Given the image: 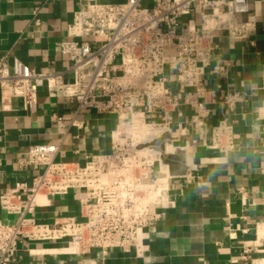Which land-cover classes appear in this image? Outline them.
Here are the masks:
<instances>
[{"label":"built area","instance_id":"2783aa9c","mask_svg":"<svg viewBox=\"0 0 264 264\" xmlns=\"http://www.w3.org/2000/svg\"><path fill=\"white\" fill-rule=\"evenodd\" d=\"M83 1L68 24L73 38L58 43L70 77L37 72L19 59L11 64L0 59V103L6 109L11 98L19 97L23 108L32 110L45 84L74 100L78 109L115 116L118 126L109 135V150L86 156L83 164L57 158L54 143L23 152L24 162L41 171L0 195V208L15 216L12 223L0 220V264L14 261L23 242L59 243L71 253L136 248L140 231L158 219L154 207L167 191L158 174H168V159L185 152L173 143L174 127L205 126L206 94L214 93L205 87L203 74L216 47L215 34L243 40L254 30L253 22L240 18L248 0ZM218 70L224 72L223 66ZM241 98L227 91L221 104L233 111ZM183 108L192 110L191 117L176 120ZM52 121L65 125L59 115ZM142 129L154 132L144 137ZM233 145L229 125L222 121L212 128L211 148L226 152ZM71 189L82 192L81 218H36L41 198Z\"/></svg>","mask_w":264,"mask_h":264},{"label":"crops","instance_id":"0c3cea01","mask_svg":"<svg viewBox=\"0 0 264 264\" xmlns=\"http://www.w3.org/2000/svg\"><path fill=\"white\" fill-rule=\"evenodd\" d=\"M83 6V0H0V59L8 64L19 59L37 72H61L67 80L68 60L58 43L73 38L68 24ZM240 18L253 22L254 30L243 40L215 34L203 74L205 87L214 93L206 94L205 126L174 127L173 143L185 152L168 159V174H158L167 191L154 207L158 219L140 231L138 246L71 253L59 243L23 242L9 264H264V0H248ZM227 91L242 97L233 111L221 104ZM192 113L183 108L176 120H188ZM53 115L65 125L57 126ZM222 121L231 127L234 143L226 152L209 146L212 128ZM117 126L115 116L78 109L74 100L45 84L32 110L23 108L19 97L6 109L0 103V195L41 171L24 162L29 146L57 144V158L83 164L86 156L109 150V135ZM81 195L71 189L41 198L35 216L41 222L79 219ZM0 220L12 223L15 216L0 208Z\"/></svg>","mask_w":264,"mask_h":264},{"label":"bare ground","instance_id":"6f19581e","mask_svg":"<svg viewBox=\"0 0 264 264\" xmlns=\"http://www.w3.org/2000/svg\"><path fill=\"white\" fill-rule=\"evenodd\" d=\"M146 132H147V130L142 129L140 133H141L142 136L145 137V135L151 134L152 132H154V130H148V132L147 133Z\"/></svg>","mask_w":264,"mask_h":264}]
</instances>
